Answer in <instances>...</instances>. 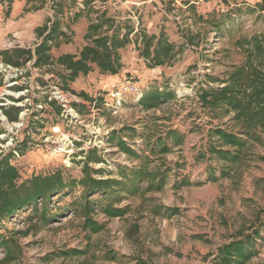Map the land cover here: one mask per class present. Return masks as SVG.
<instances>
[{"label": "rangeland", "instance_id": "374dc122", "mask_svg": "<svg viewBox=\"0 0 264 264\" xmlns=\"http://www.w3.org/2000/svg\"><path fill=\"white\" fill-rule=\"evenodd\" d=\"M70 1L67 20L58 21L64 37L52 43L53 60L78 55L86 45L82 34L93 12L98 17L106 14V9H92V0H88L89 6L84 4L81 10L82 20L77 21L75 15L81 11L70 14L74 0ZM8 3L0 0L2 20L6 19ZM140 3V12L135 6L117 14L121 19L118 29L104 25L103 32L123 34L127 27L135 29V22L128 17H136V32L162 33L180 51L172 64L149 68L139 55L135 34L118 52L125 69L116 75H103L94 68L68 85L59 76L62 69L54 63L37 66L33 58L14 66L0 56V161L9 157L19 176L17 184L57 170L68 182L81 180L88 170L99 172L94 178L106 180L118 179L120 168L159 167L166 176L163 188L150 190L142 183L137 194L115 203L127 207L122 217L106 218L96 206L88 217L104 225L97 233L84 228L86 208L80 185L38 200L0 221V236L10 241L12 251H19L15 260L7 262L0 248V264H213L219 247L256 228L261 239H256L257 255L247 264H264V146H252L250 156L234 166L229 177L206 182L210 168H215L216 175L219 171L218 163L207 153L208 131L215 126L232 130L233 113L217 111L219 117L213 119L197 97L201 88L218 87L233 66L244 62L246 47L239 45L240 40L264 38V2ZM106 16L116 22L113 12ZM41 28L36 27L34 36L31 34L29 45H23L16 34L0 37V53L15 48L33 51L42 40ZM109 77L119 80L104 87ZM128 79L138 87V95L114 97ZM154 90L171 91L174 96L153 108L142 107L143 95ZM169 130L181 137L178 144L168 136ZM159 137L165 139L168 150L151 153L149 148ZM120 141L139 158L123 153ZM182 179L190 185L176 189L174 184ZM45 209L47 221L42 219Z\"/></svg>", "mask_w": 264, "mask_h": 264}, {"label": "trees", "instance_id": "16d2710c", "mask_svg": "<svg viewBox=\"0 0 264 264\" xmlns=\"http://www.w3.org/2000/svg\"><path fill=\"white\" fill-rule=\"evenodd\" d=\"M106 15L102 14L96 18V22H90L84 35L86 45L82 47L78 55L66 54L59 56L56 60L51 58L52 43L59 37H64V33L59 29V22L54 21L48 29L43 26L41 30H38L42 40L33 51L20 48L6 50L0 53L2 61L14 66L22 65L33 58L37 66L54 63L62 69L59 76L64 84L68 85L79 75H87L94 68L103 75L118 74L122 68L118 52L131 41L129 37L133 34H135V44L139 55L149 68L170 65L180 54V51L176 50V47L169 43L162 33L156 36L145 31L134 32L132 27H127L123 34L106 35L102 30L104 25L112 26L113 30H117L120 24V22H113V19ZM77 17L78 14L75 15V19ZM239 45L246 47L244 62L233 66L218 87L201 88L197 94L201 108L209 110L213 114V119L219 117L215 115L217 111L233 113L232 130L228 131L215 126L208 131L210 141L207 153L209 159H214L219 165L218 175L215 174V168H210L206 179V182L210 183L229 177L232 168L250 156L249 150L252 146H264L262 137L264 134V38L258 36L244 38L239 41ZM173 96L171 91L154 90L143 95L139 103L142 107L150 109ZM168 136L174 139L175 144L181 141V137L175 131L169 130ZM153 146L149 148L151 153L156 152L155 149L163 153L168 150L165 139L161 137ZM118 147L129 157L139 158V155L135 150L130 149L127 143L120 141ZM8 159L7 156L0 161V221L6 217H12L28 205H35L38 200H48L64 189L80 185L81 198L84 199L86 208L84 228L92 233H97L104 227L88 217L96 206L100 207L106 218L122 217L127 212V207H118L115 203L120 202L121 198L137 194L142 183H146V189L159 191L163 188L166 179L165 171L161 168L150 169L148 166H141L131 169L120 168L118 179H97L93 177V174L99 172L94 171L91 174L92 171L88 170L81 180L68 179V182H65L62 172L57 170L49 176H34L17 184L19 179L17 170ZM262 159L264 161V158ZM91 160L99 162L98 158L91 157ZM189 185L188 180L182 179L176 182L174 187L179 189ZM101 201H107V203L102 205ZM164 211H167V214L171 212L170 209H164ZM42 219L48 220L46 209ZM258 238L261 239V236L259 228H256L249 234L219 247L213 264H247L257 255L255 243ZM8 242H10L8 239L4 240L0 236V248L5 253L4 260L10 262L16 259L19 251H12ZM72 252L80 254L78 250ZM111 258L116 259V256L112 254ZM136 264L144 263L139 261Z\"/></svg>", "mask_w": 264, "mask_h": 264}, {"label": "crops", "instance_id": "0c3cea01", "mask_svg": "<svg viewBox=\"0 0 264 264\" xmlns=\"http://www.w3.org/2000/svg\"><path fill=\"white\" fill-rule=\"evenodd\" d=\"M85 1L86 2L84 4L86 6H89V1ZM7 2L9 3L7 4L8 11L6 19L2 20L0 18V37H7L9 35L12 36L16 34L17 36L22 38L23 45L30 44V40L32 39L31 34L34 36L33 32L36 27H43L46 25L49 28V23L51 21L67 20V7L70 3H72V1L70 0H7ZM93 3H97V1H90L89 4L91 5V7ZM141 4L143 3H140V0H125V2H121L119 5L116 4L114 6H110L109 3L106 14L108 15L110 12H113L114 16H116V19H119V15L117 14L123 15L125 10L128 11L132 9V7H135L137 5L138 7H136V9L140 12L141 9L139 7ZM82 11L78 13L77 21L82 20L80 18V15L83 13ZM92 17L93 18H91V20L93 21L94 17L97 18L98 16L96 14L94 15L93 12ZM124 18L126 19V17ZM77 21H75L74 24H76ZM86 30L87 24L86 29L82 34L83 37L86 34ZM39 38L42 39V36ZM122 69H125L124 66L122 67ZM117 80H119V77L106 78L103 86H114V83H116L115 81Z\"/></svg>", "mask_w": 264, "mask_h": 264}, {"label": "built area", "instance_id": "2783aa9c", "mask_svg": "<svg viewBox=\"0 0 264 264\" xmlns=\"http://www.w3.org/2000/svg\"><path fill=\"white\" fill-rule=\"evenodd\" d=\"M7 1V0H6ZM110 6H114L116 4H120L121 2H125V0H120L119 2H114V0H110ZM109 7V3L108 2H104L102 4L100 3H93L92 4V8L93 9H97V10H101V11H105V9L107 10V8ZM138 7V5L136 6ZM84 9V0H74V4L72 5V9H71V12L70 14H75L81 10ZM131 14V13H130ZM133 15V14H132ZM130 20H132L133 22H135V29H134V32L137 31V27H138V21L136 19V17H129ZM118 20H121V19H116V23H118ZM18 47H21V46H18ZM9 67V66H7ZM0 68H3V65H0ZM10 68V67H9ZM139 93V89L138 87L136 86V84L131 80V79H128L127 81H125L119 89H117L115 92H114V97H117V98H120L121 96H124V95H127V94H131V95H138ZM70 105V103H68ZM67 105H65L64 107H66ZM68 108V107H66Z\"/></svg>", "mask_w": 264, "mask_h": 264}]
</instances>
